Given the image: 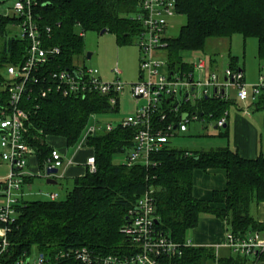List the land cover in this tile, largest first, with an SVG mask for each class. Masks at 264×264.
<instances>
[{"label":"trees","instance_id":"obj_1","mask_svg":"<svg viewBox=\"0 0 264 264\" xmlns=\"http://www.w3.org/2000/svg\"><path fill=\"white\" fill-rule=\"evenodd\" d=\"M34 1L32 16L43 40L59 49L42 66L40 78L28 83L19 102V107L28 112L23 138L42 168L52 149L48 139H60L64 146L71 147L90 116L117 108V104H108L107 95L87 93L76 97L56 92L47 82L49 72L71 67L78 58L85 57V31L105 29L118 45H123L136 39L141 24L132 17L138 11L139 0ZM174 11L185 21L175 36L165 38L163 54L169 70L190 69L180 52H201L207 38L234 33L255 39L256 57L260 65L264 64V0H175ZM16 20L13 15L0 14V107L7 104V93L2 89L4 66L20 62L26 47L24 38L6 32ZM235 60L230 57L227 67L239 70ZM229 104L230 100L206 97L196 106L184 104L183 108H195L206 118L210 113L208 118L217 120ZM250 106L264 110V90L251 99ZM223 126L218 135L225 136ZM132 135V128L116 125L86 137L82 146L93 157L94 170L85 169L74 177L63 198L18 199L15 218L5 234L7 253L0 255V264H13L22 252L30 254L31 249L42 256L43 264H84L72 256L81 247L93 260L107 254L123 256L130 245L121 228L136 198L148 189L154 201V226L173 242H184L186 231L195 227L200 214L224 221L227 232L236 236L264 229V222L250 214L251 203L264 201V155L246 159L227 146L188 150L171 147L167 142L150 156L154 163L126 166L113 162L114 153L129 151ZM209 168L224 171L225 187L214 192L210 200L196 199L191 194L192 170ZM247 256L217 255L213 247L185 245L180 247L179 255L165 259L164 264H251ZM253 256L264 259V252Z\"/></svg>","mask_w":264,"mask_h":264},{"label":"built area","instance_id":"obj_2","mask_svg":"<svg viewBox=\"0 0 264 264\" xmlns=\"http://www.w3.org/2000/svg\"><path fill=\"white\" fill-rule=\"evenodd\" d=\"M174 1L139 0L138 11L134 15V19L141 24L135 39L139 51L138 78L129 86L130 97L135 102L133 113L116 123L86 126L78 147L90 135L111 130L116 125L130 127L133 129L132 145L122 163L126 166L136 163L148 165L154 163L150 156L161 150L169 137L186 130L188 120H202L203 117L197 114L195 108L185 110L184 104L196 106L201 98L206 97L228 100L225 93L227 87L233 88L237 101L247 99V89L251 99L264 90V64L260 65L256 81L251 84L244 82L240 70L229 67L220 71L210 69L208 59L203 55L195 58L189 70H169L163 47L166 43L167 20L175 14ZM34 4V0H16L11 7V15L17 19L13 24L18 29L16 37L24 38L26 47L21 61L7 64L3 70L2 89L7 93V104L0 107V160L8 165V169L0 176V196L3 199L0 203V255L7 253L5 234L8 224L15 218L14 204L23 194L21 187L27 175L24 169L26 158L33 154L32 148L23 138L28 112L19 107V102L28 90V83L36 82L40 78L38 74H41L42 66L59 53L57 46L48 45L43 40L42 32L32 16ZM112 72L118 74L116 68ZM47 82L53 90L64 96L78 97L87 93L107 95L110 106L117 104L124 86L118 78L102 80L97 69L83 62L50 71ZM196 87L202 88L199 95L195 92ZM209 116L210 113L205 119L213 122L215 127L224 125L225 112L217 120H211ZM62 162L60 153L51 149L46 166L58 169ZM84 164L89 172L94 170L91 155L85 158ZM151 192V189L145 190L136 198L128 210L127 222L121 228V233L130 245L128 253L123 256L107 254L93 260L89 252L81 247L73 251L74 259L84 264H164L165 259L179 255L180 247L190 243L187 240L180 244L173 242L155 228ZM42 194L49 200L56 198L53 192ZM223 244L231 253L254 255L264 252V238L257 231L243 236L226 232ZM13 264H43V258L38 253L30 256L22 252Z\"/></svg>","mask_w":264,"mask_h":264},{"label":"crops","instance_id":"obj_3","mask_svg":"<svg viewBox=\"0 0 264 264\" xmlns=\"http://www.w3.org/2000/svg\"><path fill=\"white\" fill-rule=\"evenodd\" d=\"M232 35L223 38H207L202 51L196 53L206 56L209 68L217 71L228 66L230 57H236L234 65L242 72L244 82H250L251 79L246 78L244 73L243 59L240 62L237 53L230 50ZM221 51L223 55L226 56L225 61L222 60V54H220ZM217 53L219 54L216 56ZM259 67L260 63L258 61L255 80L259 72ZM225 93L227 94L226 90ZM228 100H230L232 106H228L224 111L225 123L223 127L225 136L218 135L217 133L221 130L219 127L212 126L213 130L216 132L209 134L212 139L208 147H200L196 149L208 150L219 146H227L230 150L237 152L240 157L246 159L255 158L259 154L264 155V110H253L250 106L251 99H249V101L248 99L245 101H237L236 99L230 98L228 95ZM118 102L119 97L117 99L116 110H118ZM47 142L52 146V149H55L60 153L63 161L62 165L57 169V172L54 175L46 176L44 171L46 164L42 168L38 167L35 155H29L26 158V165L24 168L27 173L26 177L29 178L27 179V182H24L23 186L25 189H22V199H25L26 196L31 194H42L43 192H47L41 191L40 189H32L31 185L34 179L41 178L44 183L46 177L53 178L55 181L61 178H69L72 180L74 177L81 175L86 169L84 161L85 158L90 155L88 148L85 146L78 147V144H76V146L66 147L60 139L51 138L48 139ZM68 148L73 149L72 153L69 155H67ZM68 160L70 161L69 163H67ZM2 163H4L8 169V165L0 160V164ZM2 175L0 174V176ZM224 187L225 173L222 169L209 168L205 171L200 169L192 170L191 194L196 199L210 200L214 192L220 191ZM253 213L254 215L251 216L255 220L264 222V201L254 203ZM256 231L259 232L261 238H264V229ZM226 232L227 226L224 221L209 214H200L195 227L186 231L185 240L189 241L190 245L193 246L213 247L215 254L227 256L232 253L223 244ZM247 259L251 264H264V259L255 258L253 255L247 256Z\"/></svg>","mask_w":264,"mask_h":264},{"label":"rangeland","instance_id":"obj_4","mask_svg":"<svg viewBox=\"0 0 264 264\" xmlns=\"http://www.w3.org/2000/svg\"><path fill=\"white\" fill-rule=\"evenodd\" d=\"M16 0H0V14H12L11 7ZM134 17V14H132ZM184 23V16L181 14H174L169 18L168 25L165 28L166 37H173L177 34V31L181 24ZM6 32L18 35V29L15 26H7ZM212 39V38H210ZM244 39V40H242ZM82 48L83 52H89L90 57L86 59L85 57L78 58V62H83L86 66L93 67L97 69L98 75L105 81H111L115 78L124 84L123 91L119 95L118 110L116 111H106L102 113H96L89 117L86 126L98 123L104 125L105 123H116L120 119L126 117L128 114L133 113V108L135 105L134 100L130 97L129 86L131 83L137 81L138 78V56L139 51L135 44V40L132 38L130 42L123 45H118L115 42L114 35L110 32H103L99 34L94 31H85L82 35ZM232 52H236L237 56L241 62H244V73L246 78L251 79L247 84L254 83L256 68L258 59L256 57V41L254 38H242L238 33H234L231 38V49ZM219 53L216 54V56ZM222 60L225 61L226 56L223 55ZM201 54L192 51H182L180 52L181 59L186 63H192L196 56ZM219 60V59H218ZM116 68L118 74L112 72V69ZM219 68V67H218ZM217 71V70H215ZM201 87H196V94H200ZM227 94L232 99L235 98V92L232 87H227ZM248 93V101L251 98ZM141 102V101H139ZM228 106H232L229 104ZM85 126V125H84ZM187 128L185 132L177 133L168 138V145L175 148L182 149H196L208 147L211 142L210 133L216 132L213 130V122L208 121L205 117L202 120H188L186 124ZM85 127L82 128L80 132V137L73 146L78 144L81 136L83 135ZM59 141V140H58ZM71 148H68V153H72ZM1 151V149H0ZM126 153H114L112 155V161L123 162ZM7 166L2 163L0 164V174L4 175L6 173ZM72 185V180L69 178L57 179L55 184H45L43 179H34L31 188L34 190L40 189L41 191H51L56 192V198L60 199L64 197L66 190H68ZM23 190L24 186L21 187ZM26 200L29 199H44L43 194H31L26 196ZM3 201L2 196H0V203ZM254 203L250 204V214L253 216ZM34 254V250L31 249L30 256Z\"/></svg>","mask_w":264,"mask_h":264},{"label":"water","instance_id":"obj_5","mask_svg":"<svg viewBox=\"0 0 264 264\" xmlns=\"http://www.w3.org/2000/svg\"><path fill=\"white\" fill-rule=\"evenodd\" d=\"M103 32H105V29H101L98 33L101 34ZM84 54H85V58L86 59H88L90 57V53L89 52H85ZM181 117L182 118L184 117V113L181 115ZM44 171H45V175L46 176H50V175H54L57 172V168L56 167L46 166ZM45 183H47V184H55L56 181L53 178L46 177Z\"/></svg>","mask_w":264,"mask_h":264}]
</instances>
